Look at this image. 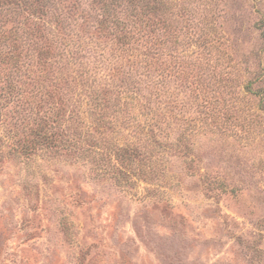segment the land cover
<instances>
[{"label":"rangeland","instance_id":"rangeland-1","mask_svg":"<svg viewBox=\"0 0 264 264\" xmlns=\"http://www.w3.org/2000/svg\"><path fill=\"white\" fill-rule=\"evenodd\" d=\"M0 264H264V0H0Z\"/></svg>","mask_w":264,"mask_h":264}]
</instances>
